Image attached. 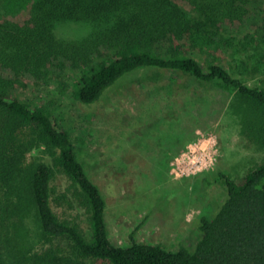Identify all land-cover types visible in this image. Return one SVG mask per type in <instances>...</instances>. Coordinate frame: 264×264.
Listing matches in <instances>:
<instances>
[{
	"label": "trees",
	"instance_id": "16d2710c",
	"mask_svg": "<svg viewBox=\"0 0 264 264\" xmlns=\"http://www.w3.org/2000/svg\"><path fill=\"white\" fill-rule=\"evenodd\" d=\"M26 15L14 18L26 10ZM85 26L60 35L59 23ZM254 48L251 64L264 73V0H0V264H264V154L239 177L217 170L226 194L216 212L200 215V237L171 250L108 234L106 203L78 158L70 131L46 104H31L11 90L26 76L52 77L70 96L94 103L125 74L140 68L172 71L233 91L228 104L244 147L264 150V86L250 85L220 62L235 32ZM70 82V83H69ZM59 90V89H58ZM49 158L50 162L46 160ZM56 170L70 181L74 200L88 214L89 234L61 219L51 206ZM204 181H211L205 176Z\"/></svg>",
	"mask_w": 264,
	"mask_h": 264
},
{
	"label": "rangeland",
	"instance_id": "374dc122",
	"mask_svg": "<svg viewBox=\"0 0 264 264\" xmlns=\"http://www.w3.org/2000/svg\"><path fill=\"white\" fill-rule=\"evenodd\" d=\"M26 12L12 17L21 19ZM84 30L75 22L55 28L65 36ZM232 32L234 46L219 51L220 62L244 82L264 86V73L252 68L255 50L244 30ZM0 73L10 74L1 67ZM67 73L57 69L48 78L26 76L11 93L33 105L48 104L70 131L78 158L104 196L110 239L125 246L128 233L138 226L139 241L171 250L192 248L200 237V215L211 217L225 198L223 181H214L216 171L239 177L264 154L241 141L237 118L228 109L233 91L217 82L140 68L121 77L98 101L82 103L70 96L69 87L60 92ZM51 184V206L59 218L89 234L88 214L72 197L68 177L56 170Z\"/></svg>",
	"mask_w": 264,
	"mask_h": 264
}]
</instances>
